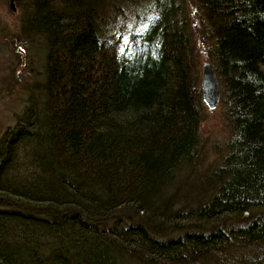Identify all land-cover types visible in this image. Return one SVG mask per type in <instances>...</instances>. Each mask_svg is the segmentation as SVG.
<instances>
[{"label": "trees", "instance_id": "16d2710c", "mask_svg": "<svg viewBox=\"0 0 264 264\" xmlns=\"http://www.w3.org/2000/svg\"><path fill=\"white\" fill-rule=\"evenodd\" d=\"M15 2L0 43L35 80L0 132V264H264V0Z\"/></svg>", "mask_w": 264, "mask_h": 264}, {"label": "rangeland", "instance_id": "374dc122", "mask_svg": "<svg viewBox=\"0 0 264 264\" xmlns=\"http://www.w3.org/2000/svg\"><path fill=\"white\" fill-rule=\"evenodd\" d=\"M15 7L16 10H13L11 0H0V24L7 26L11 32L17 33L19 31L20 11L16 2ZM10 44L12 45H2L0 43V132L5 130L7 126L15 124L16 115L23 111L28 97L29 92L26 91V87L22 85V82H16L14 76L19 78L17 75L22 73V81L26 80L28 86L33 82L32 80H35L33 74H30L29 69H26V61L24 62V70H22V67L15 68L17 71L11 69V63L15 57L13 47L17 46V39L11 37ZM41 61L39 58L34 60V73L42 71ZM206 61L204 59L203 65ZM38 76L40 77L39 74ZM201 130L203 136L207 139L206 142L210 144H214L215 141H218L220 144L224 142L226 131L221 106H218L215 110L208 108ZM213 158V155H210V159L212 160Z\"/></svg>", "mask_w": 264, "mask_h": 264}, {"label": "water", "instance_id": "95a60500", "mask_svg": "<svg viewBox=\"0 0 264 264\" xmlns=\"http://www.w3.org/2000/svg\"><path fill=\"white\" fill-rule=\"evenodd\" d=\"M11 7L16 10L14 0H11ZM15 44V42H13ZM203 99L210 110H215L221 101V86L214 67L210 61L203 65L202 72Z\"/></svg>", "mask_w": 264, "mask_h": 264}, {"label": "bare ground", "instance_id": "6f19581e", "mask_svg": "<svg viewBox=\"0 0 264 264\" xmlns=\"http://www.w3.org/2000/svg\"><path fill=\"white\" fill-rule=\"evenodd\" d=\"M194 236V235H193Z\"/></svg>", "mask_w": 264, "mask_h": 264}]
</instances>
